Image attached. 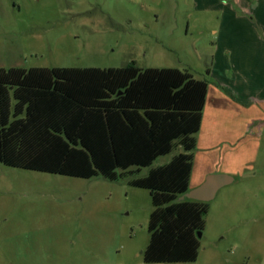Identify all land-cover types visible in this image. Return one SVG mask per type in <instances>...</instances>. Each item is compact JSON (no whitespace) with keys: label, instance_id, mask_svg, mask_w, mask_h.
<instances>
[{"label":"rangeland","instance_id":"rangeland-1","mask_svg":"<svg viewBox=\"0 0 264 264\" xmlns=\"http://www.w3.org/2000/svg\"><path fill=\"white\" fill-rule=\"evenodd\" d=\"M133 62L208 83L190 188L235 182L209 203L194 264H264V0H0V68ZM153 210L128 179L0 163V264H145Z\"/></svg>","mask_w":264,"mask_h":264},{"label":"trees","instance_id":"trees-1","mask_svg":"<svg viewBox=\"0 0 264 264\" xmlns=\"http://www.w3.org/2000/svg\"><path fill=\"white\" fill-rule=\"evenodd\" d=\"M207 95L208 83L186 69H142L135 62L0 68V163L80 179H128L150 192L154 207L144 263L194 264L209 203L180 198L191 189Z\"/></svg>","mask_w":264,"mask_h":264},{"label":"water","instance_id":"water-1","mask_svg":"<svg viewBox=\"0 0 264 264\" xmlns=\"http://www.w3.org/2000/svg\"><path fill=\"white\" fill-rule=\"evenodd\" d=\"M234 180L235 178L228 174H210L200 186L190 189L180 200L189 199L210 203L216 198L222 188L231 185ZM197 236L201 238L202 233L198 232Z\"/></svg>","mask_w":264,"mask_h":264},{"label":"crops","instance_id":"crops-1","mask_svg":"<svg viewBox=\"0 0 264 264\" xmlns=\"http://www.w3.org/2000/svg\"><path fill=\"white\" fill-rule=\"evenodd\" d=\"M206 105V104H205ZM203 119V118H202ZM202 124V123H201ZM195 139H196V148H198V150L200 149V131L195 135ZM199 168V167H198ZM196 170V156L194 155V160H193V168H192V174H191V177L193 176V173H194V171ZM208 174V173H207ZM210 175V174H209ZM232 176V175H231ZM234 177V176H233ZM235 178V177H234ZM206 179V178H205ZM191 180V182H190V186H191V183H192V181H193V179L191 178L190 179ZM205 181V180H204ZM203 181V182H204ZM234 182H235V180H234ZM233 182V183H234ZM197 186H200V182L195 186V188L197 187Z\"/></svg>","mask_w":264,"mask_h":264}]
</instances>
